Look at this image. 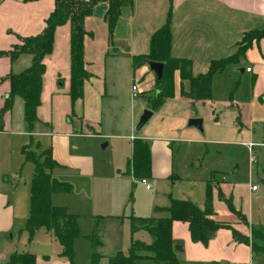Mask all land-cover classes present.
Segmentation results:
<instances>
[{"label":"rangeland","instance_id":"obj_1","mask_svg":"<svg viewBox=\"0 0 264 264\" xmlns=\"http://www.w3.org/2000/svg\"><path fill=\"white\" fill-rule=\"evenodd\" d=\"M98 10L96 14H99ZM101 22L105 26V21ZM101 22L97 24L99 30ZM94 23H97L96 19ZM230 51L223 50L219 55H228ZM246 51L242 55L243 67L253 63L252 54V58H248ZM116 56H120L119 52ZM103 59L100 66L90 65L87 68L89 74L83 81L77 111L73 107L71 109L66 96L67 116L61 121V128L58 129L57 125L45 128L46 131L53 129V133L68 125L70 151L91 158L90 165H84L79 170L63 162L49 170L57 180L71 185L68 192L52 193L51 204L64 207L77 216L78 235L72 243L73 264L91 263L93 217H103L102 244L97 248L101 256L99 263L102 264L106 257L126 249L129 241L128 216L132 211H140L143 216L165 215L164 212H155L153 207L158 203L167 205L173 183L182 194L187 195L186 190L191 189L196 196L201 195L200 186L208 180L212 190L219 188L221 183L247 217L245 225L236 216L246 236L250 237L251 226L264 234V145L242 124L245 111L241 112V105L231 104L237 99L243 103L248 98L252 73H241L231 66L215 73L211 81V98L205 101L180 96V86L176 83L174 95L152 110L147 122L137 128L140 115L150 103L142 96L153 98L157 90L154 73L148 67L133 70L130 61L126 63V59L121 57ZM60 82L66 84L65 80L59 79L56 87L60 88ZM132 85L135 87L134 95ZM182 86L184 91H188L186 81ZM18 100L21 102L19 113ZM192 117L201 119V130L187 125ZM37 125L35 123L30 130L27 129L22 98L15 96L9 130L0 132V191L9 192L16 217L15 230L8 235L14 234L12 243H16L19 252L28 251L39 257L48 255L50 259L59 258L71 264L69 258L60 255L62 247L51 231L38 227L29 235L25 229L34 163L24 160L21 148L26 147L41 163L42 151L51 146V135L38 134L42 129H37ZM17 129L32 133L16 134ZM142 137L147 138L149 147L155 144V153L166 159L176 178L147 176L145 181L149 188H146L141 177L132 173L131 139ZM102 143L107 145L101 148ZM251 184H256L258 188L251 191ZM223 211L219 210L220 219L229 220V214L234 215L230 211L226 213L225 209ZM133 235L149 242V235L143 230ZM261 244L264 245V241ZM262 258L256 254L252 264H259Z\"/></svg>","mask_w":264,"mask_h":264},{"label":"crops","instance_id":"obj_2","mask_svg":"<svg viewBox=\"0 0 264 264\" xmlns=\"http://www.w3.org/2000/svg\"><path fill=\"white\" fill-rule=\"evenodd\" d=\"M52 8L53 0H0V51L10 49L12 44L19 42L20 37L39 33L43 29L44 21ZM105 8V3L97 4L93 13L84 22L86 31L91 32L90 36L86 35L84 38L86 69L90 65L100 66L104 57H109L112 60L121 57L126 59V63L130 61L131 64L130 56L147 53L150 35L165 22L168 12H170L172 35L171 55L190 59L194 75L205 72L211 59L234 53L237 41L241 39L244 32L260 29L264 26V0H134L132 6L122 8L110 40L107 25L105 23L103 26L104 23L101 22ZM96 9H100L98 10L99 14H96ZM95 19L97 20L96 24L94 23ZM98 21L102 25L100 30L97 25ZM69 37L70 26L68 22L55 28L51 52L43 59L45 70L42 74L40 105L36 109L38 120L35 123L38 124L37 129L43 130L38 134L51 135L50 148L52 157L56 162L67 163L79 170L84 165H90L91 158L77 151H70L68 135L71 133L69 126L64 125L63 130L53 133H51L53 129L51 131L45 130L46 127L53 128V125H57L58 129L61 128V121L67 116L65 112L66 96L71 109L73 107L77 111L80 107L81 100L77 99L71 103L68 95L70 83ZM223 50H231V53L220 56L219 53ZM110 51L112 52L110 53ZM117 52L120 56H116ZM251 54L253 56L251 66L243 67L242 56L236 63L228 65L234 67L235 71L252 73L251 90L248 98L243 103L237 99L231 104L238 106L237 103H239L241 105V112L245 111L244 117L240 113L242 124L264 145V39L252 42L245 55L252 58L250 57ZM30 63L31 55L29 54H21L14 61H10L5 55H0V108L9 92V84L5 79L6 75L11 72L18 73ZM145 67L148 66L143 65L137 70ZM246 67H249L250 70L246 71ZM96 73H98V68ZM59 79L66 82L65 85L60 82V88L56 87ZM176 83L180 84L177 74L174 75V87L177 86ZM20 103L18 100V113ZM222 109L224 110L225 107L223 106ZM10 114L11 110L4 114L3 128L0 132L9 130ZM86 120L91 121L90 119ZM29 133L32 132L20 129L16 131V134ZM133 139H131V146ZM139 139L147 142L145 137ZM154 145L151 147L148 145L150 153L149 176L176 178L177 176L171 173V166L167 164L166 159L155 153ZM205 185L206 183L200 186L201 195L196 196L191 189L186 190L187 195L182 194L173 183L168 194L167 205L166 203H158L154 207H166L169 205L170 198H174L190 200L199 208H203ZM218 186L224 195L229 196L227 189L221 183ZM232 203L236 209L241 210L233 200ZM212 207L214 210L213 219L228 223L240 233L247 235L243 232L244 227L238 222L237 217L229 214L224 202L217 198V188L212 190ZM223 209L231 215L229 220L220 219L219 210L224 213ZM131 214L148 217L143 216L140 211H132ZM159 216L163 215L155 217ZM15 226L14 202L10 199L9 192L0 191V264H8L10 255L19 252L16 243H12L14 234L12 233V237H8V233L13 232ZM171 235L174 242L181 245V250L178 251L179 264H252L256 254H258V258H262L264 255V252L254 253L250 245L234 241L231 230L227 228H219L212 232L206 246L191 240L188 224L183 221L174 220L172 222ZM35 264L69 263L65 260H59V258L57 260L50 259L48 255L41 257L38 255L35 256ZM259 264H264L263 258Z\"/></svg>","mask_w":264,"mask_h":264},{"label":"trees","instance_id":"obj_3","mask_svg":"<svg viewBox=\"0 0 264 264\" xmlns=\"http://www.w3.org/2000/svg\"><path fill=\"white\" fill-rule=\"evenodd\" d=\"M134 0H53V8L44 21L43 29L32 36L20 37L19 43L11 45L10 49L0 51V55L7 56L14 61L21 54L31 55V63L18 73H9L5 79L9 84L3 106L0 108V130L3 128V116L13 106L15 96L23 100V118L30 130L38 120L36 109L40 104L42 74L45 66L43 59L51 52L55 28L69 23L70 37V83L68 95L71 103L80 99L83 93V81L88 76L86 61L84 60V38L91 35L86 31L84 22L99 3H105L103 13L109 39L116 26L121 10L124 6H132ZM264 39V26L244 32L237 41L234 53L211 59L208 68L203 73H192V62L188 58L171 55L172 35L170 28V12L165 22L159 26L149 38L148 52L132 55L131 66L135 70L149 61L163 63V72L159 80L155 79L156 91L149 100V109L155 110L166 99L174 95V75L179 78V94L195 101H205L211 98V81L215 73L221 72L230 64L236 63L252 42ZM187 82L189 89L184 91L183 82ZM24 160L34 163V170L30 179L29 213L26 217L25 229L29 235L33 230L42 227L51 231L54 238L62 247L61 256L72 257L73 239L78 235L77 216L69 213L64 207L51 204V195L54 192L71 190L70 183L59 181L49 172L58 162L52 157L50 146L42 151L43 160L37 162L35 155L23 147L21 150ZM131 171L135 176L143 177L150 174V153L148 143L139 138L132 141V154L130 158ZM217 198L224 202L227 209L235 216H239L247 224L246 216L232 203L231 196H225L217 188ZM155 211H164L163 216L140 217L129 215V242L125 250H118L113 255L106 257L102 264H179L178 250L180 243L174 242L171 235V226L174 220L188 224V231L193 242L207 245L210 234L219 228L231 230L234 241L250 245L254 253L264 252V234L259 229L250 227V237L246 236L228 223L213 219L212 186L207 181L204 190L203 208L187 199L170 198L166 207H154ZM103 217L95 216L91 224V263L100 264V254L97 248L102 244ZM143 230L149 235V242L134 238L133 234ZM251 238V240H250ZM8 264H35V255L31 252H16L10 255Z\"/></svg>","mask_w":264,"mask_h":264},{"label":"water","instance_id":"obj_4","mask_svg":"<svg viewBox=\"0 0 264 264\" xmlns=\"http://www.w3.org/2000/svg\"><path fill=\"white\" fill-rule=\"evenodd\" d=\"M147 66L154 73L155 79L159 80L160 77L162 76V72H163V63L162 62H158V61H149L147 63ZM151 114H152V110L151 109H145L143 111V113L140 115L136 127L139 128V127L143 126L147 122V120L149 119ZM187 125L188 126H194V127L198 128L199 130L202 129L201 119L197 118V117L189 118L188 121H187ZM106 145H107V143H102L101 144V148H104ZM209 234H211V233H209ZM8 237L9 238L12 237L11 234H9ZM175 248L178 251L181 250L180 247H175Z\"/></svg>","mask_w":264,"mask_h":264},{"label":"built area","instance_id":"obj_5","mask_svg":"<svg viewBox=\"0 0 264 264\" xmlns=\"http://www.w3.org/2000/svg\"><path fill=\"white\" fill-rule=\"evenodd\" d=\"M249 70H250V68H249V67H246V71H249ZM131 90H132L133 95H134V94H135V92H134V90H135L134 85H132ZM141 182H142L143 184H145V187H146V188H149V185L146 183L145 179H141ZM250 189H251V190H256V189H257V185H254V184L251 185Z\"/></svg>","mask_w":264,"mask_h":264}]
</instances>
